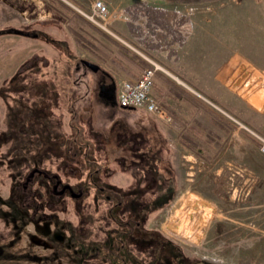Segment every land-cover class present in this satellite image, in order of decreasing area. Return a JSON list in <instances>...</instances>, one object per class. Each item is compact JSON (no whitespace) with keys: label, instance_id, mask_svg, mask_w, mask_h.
Here are the masks:
<instances>
[{"label":"rangeland","instance_id":"obj_1","mask_svg":"<svg viewBox=\"0 0 264 264\" xmlns=\"http://www.w3.org/2000/svg\"><path fill=\"white\" fill-rule=\"evenodd\" d=\"M93 1L0 0V91L10 99L30 100L36 96L48 103L45 110L42 105L40 115H49L53 123L51 129L61 132V136L71 142L72 149L63 154L53 144L55 141L48 135L42 120L22 119L38 134L40 147L33 157L39 160L51 151L63 154L66 162L63 175L69 184L99 169L101 182L125 190L135 185V181L129 168L124 170V167L139 161L140 155L144 156L149 166L157 164L159 176L154 173L152 176L156 178L155 184H162L158 194L168 193L162 189L165 183L174 191L162 209L147 215L145 223L149 229L157 228L164 240L176 246L174 249L163 245L170 264H203L204 261L209 264H264V152L255 136L264 138V91L256 93V88L264 89V82L260 85L264 77L253 65L246 67L255 80L253 84H258L247 87L248 79L245 81L243 94L245 103L252 106L249 110L236 113L235 109L216 107L228 127L242 133L245 143L242 150L230 151L229 164L213 165L205 160L196 142L188 141V136H182V140L191 145V149L176 141V125L172 118L158 120L152 116V121L158 124L156 128L140 109L131 111L119 107L115 97L121 79H108L114 90L113 100L100 95L98 89L99 84L102 85L103 72H93L79 64L81 59L89 61L83 48H89L93 35H97L93 24L104 27L87 18ZM102 1L108 9L116 2ZM58 7L62 10L58 11ZM176 8L194 18L191 38L182 59L176 62V74L189 84L192 92L205 95L210 88L206 76L209 70L217 67L225 51L234 47L264 68V0H176ZM64 14L71 15V22L63 20ZM50 45L60 54V61L44 56V53L49 55ZM36 52L42 53V56L37 55L40 60H36L50 63L48 80L39 83L33 78L25 85V78L23 87L16 85L17 79L26 75L23 72L18 77L22 67L32 68L33 75L45 73L44 64L38 69L32 62ZM15 77L18 78L14 80ZM2 100L0 96V130L5 124ZM232 118L249 131L240 128ZM44 120L49 123L48 118ZM163 137L168 141L164 142ZM79 144L84 148L82 151L75 148ZM7 146L9 144L0 143V153L6 151ZM4 172L0 169V195L7 198L12 178ZM12 191L10 194L19 198L17 190ZM152 191L145 194L147 200L153 199ZM90 200L91 197L87 198L86 204ZM63 201L65 208L58 216L75 224L77 202L68 196ZM10 202L14 203L11 197ZM105 206L101 203L100 209ZM92 208L89 204L86 213L93 212ZM87 228L93 229V225ZM153 242L162 245L161 241ZM139 252L131 248L130 255L143 259V253Z\"/></svg>","mask_w":264,"mask_h":264},{"label":"flooded vegetation","instance_id":"obj_2","mask_svg":"<svg viewBox=\"0 0 264 264\" xmlns=\"http://www.w3.org/2000/svg\"><path fill=\"white\" fill-rule=\"evenodd\" d=\"M39 33L42 35L44 32ZM81 61L82 59L79 64ZM81 65L87 68L82 63ZM27 67L25 69L22 67L23 71L18 74L19 77L24 72L25 76L14 78V80L18 78L16 85L22 86L25 78H27L25 85L28 80L33 79V70ZM102 75V85L99 84L98 89L100 95L105 99L113 100L114 90L110 81L108 82L110 78L104 73ZM17 99L26 103L23 109H28L29 114L26 115L25 121L36 118L38 113L45 125L48 122L44 118H48V124L50 127L53 126L49 115L39 113L44 105L43 110L46 109L48 103L41 102L37 109H33V99L24 100L21 97ZM2 101L5 106L3 118L5 124L0 130V143H7L9 147L12 144L13 152L21 154L22 157L13 158L9 151L11 147L8 146L6 151L0 153V169L5 170L4 174L7 172L12 178L9 180L7 198L0 195L2 224L0 264H101V262L170 264L163 245L166 244L174 249L176 246H173L170 240H164L157 228L153 230L145 226L147 215L156 209H162L170 198L169 193L158 194L162 184H155L156 178L152 176L153 173L158 175L157 164L149 166L148 158L145 159L138 153L139 161L132 160L134 163L127 165V168L124 167V170L129 168L130 175L135 181V185L125 190L101 182L98 177L99 169L84 179L78 178L75 184H69L68 179L63 175L66 162L62 155L72 149L69 146L71 142L61 136V132H56L51 138L55 141L53 144L59 151L62 150L63 154L51 151L37 160L38 158L33 157V154L39 150L40 143L33 142L30 132L34 130L27 124L28 128L24 129L25 121L18 115L19 112L16 111L13 116L7 115L8 107L5 100ZM48 127L46 125L47 130ZM75 148L81 151L84 149L80 148V144ZM77 156L79 154H76V158ZM84 157L82 155V158ZM85 162L88 163V160ZM13 163H17L19 167L11 168ZM12 189L17 190L19 198L10 194ZM148 191L154 192L152 200L145 198ZM65 196L77 202L74 208V213L77 215L75 224L58 216L60 211H64ZM10 197L13 198L14 203L10 202ZM89 197L91 200L86 204L85 200ZM101 203L106 205L105 208L100 209ZM89 204L93 205V212L86 213ZM92 225L93 229L87 228ZM150 238L161 241L162 245L153 242ZM131 248L135 253L141 251L144 255L143 259L136 256L132 258Z\"/></svg>","mask_w":264,"mask_h":264},{"label":"crops","instance_id":"obj_3","mask_svg":"<svg viewBox=\"0 0 264 264\" xmlns=\"http://www.w3.org/2000/svg\"><path fill=\"white\" fill-rule=\"evenodd\" d=\"M108 11L104 27L93 24L97 35H93L89 48H83L88 60L98 65V71L113 81H135L144 68L157 66L151 94L168 117L173 119L176 141L184 144L182 136H188V141L196 142L198 150L203 151L205 160L211 161L213 165L229 164L230 151L242 150L241 146L245 142L237 128L228 127L216 107L235 109L236 113L249 110L252 106L249 102L245 103L243 93L246 85L249 87L256 83L253 84L255 80H252L246 67L253 65L261 77H264L261 75L264 68L247 58L238 47H234L225 51L217 67L209 70L206 76L210 88L205 95L201 92L196 94L176 74V62L182 59V53L192 35V15L176 8V0H116ZM64 15L66 17L63 20L71 22V15ZM50 48L49 55L44 53V56L58 60L60 54L51 45ZM37 55L42 56V53L35 54L32 62L39 69L44 63L36 60H40ZM49 64H44L43 75H34L36 82L48 80ZM256 91L258 93L264 89L256 88ZM140 112L152 121V115L142 109ZM153 124L158 128V124ZM163 140L168 141L165 137ZM184 145L190 149L192 147Z\"/></svg>","mask_w":264,"mask_h":264},{"label":"built area","instance_id":"obj_4","mask_svg":"<svg viewBox=\"0 0 264 264\" xmlns=\"http://www.w3.org/2000/svg\"><path fill=\"white\" fill-rule=\"evenodd\" d=\"M108 12V7L102 0H94L91 2V9L87 18L90 21L96 20L99 23L104 24ZM157 69V66L151 65L150 67L144 68L138 79L135 81L120 80L116 93L117 104L120 107L142 109L158 120H164L165 118L168 119L169 117L166 111L151 94L154 73ZM233 121L239 125L240 128L248 130L235 119H233ZM255 136L259 141L260 150L264 152V138L259 135Z\"/></svg>","mask_w":264,"mask_h":264},{"label":"trees","instance_id":"obj_5","mask_svg":"<svg viewBox=\"0 0 264 264\" xmlns=\"http://www.w3.org/2000/svg\"><path fill=\"white\" fill-rule=\"evenodd\" d=\"M61 8H64L63 7V5H61L60 6ZM60 7H58V11L61 9ZM65 9H66V7H65ZM62 10V9H61ZM34 78V77H33ZM26 92V91H25ZM0 96L5 100V103H6V105H7V107H8V109H7V115H11V116H13V114L14 113H16V111L17 112H19L18 113V115L20 116V117H22V119L24 118H27V116L26 115H28L29 113H28V109H23V107H25V105H26V103H23V102H20L19 101V99H17V98H8L7 97V95H6V93H3L2 91H0ZM33 102H32V106H34V108L33 109H37V107L41 104V101L38 99V98H36V96H35V98L32 100ZM35 112H36V110H35ZM36 118L37 119H40V120H42L43 121V118H40L39 117V115H38V113H36ZM46 125L47 126H49L48 128V130H50V131H48V133H49V135H50V137H54L55 136V132H54V130H52L51 129V127H50V124H48V123H46ZM23 126H24V129H27L28 127H26L27 125L23 122ZM17 130V128H15V131ZM18 134V133H17ZM30 135H32V138H33V142H35V143H38L37 142V140L39 139L38 138V134L36 133V132H30ZM9 147V146H8ZM11 147V148H10ZM10 154H11V156L13 157V158H19V157H22L21 156V154H18V153H15V152H13V145L11 144L10 145ZM22 149V148H21ZM18 168L19 166H18V164L17 163H13L12 164V166H11V168ZM167 188H166V187ZM165 186H164V189L165 190H168L167 192L169 193V195L171 196V195H173V193H174V191H173V187H171L170 188V186L169 185H167V183H165ZM171 198H172V196H171ZM155 210V209H154ZM203 264H209V263H206L205 261L203 262Z\"/></svg>","mask_w":264,"mask_h":264},{"label":"water","instance_id":"obj_6","mask_svg":"<svg viewBox=\"0 0 264 264\" xmlns=\"http://www.w3.org/2000/svg\"><path fill=\"white\" fill-rule=\"evenodd\" d=\"M81 63L93 72H97L99 70V66L94 64L93 62H90L87 60H82ZM122 109L133 110V108H131V107H129V108L123 107Z\"/></svg>","mask_w":264,"mask_h":264}]
</instances>
